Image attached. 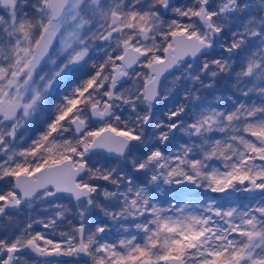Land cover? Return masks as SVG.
Returning <instances> with one entry per match:
<instances>
[{"label":"snow or ice","instance_id":"snow-or-ice-1","mask_svg":"<svg viewBox=\"0 0 264 264\" xmlns=\"http://www.w3.org/2000/svg\"><path fill=\"white\" fill-rule=\"evenodd\" d=\"M0 264H264V0H0Z\"/></svg>","mask_w":264,"mask_h":264}]
</instances>
